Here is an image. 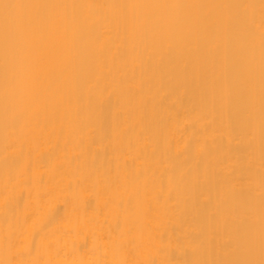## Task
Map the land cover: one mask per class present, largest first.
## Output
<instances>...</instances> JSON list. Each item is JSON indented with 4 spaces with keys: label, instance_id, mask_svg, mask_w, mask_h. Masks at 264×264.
Wrapping results in <instances>:
<instances>
[{
    "label": "bare ground",
    "instance_id": "bare-ground-1",
    "mask_svg": "<svg viewBox=\"0 0 264 264\" xmlns=\"http://www.w3.org/2000/svg\"><path fill=\"white\" fill-rule=\"evenodd\" d=\"M0 264H264V0H0Z\"/></svg>",
    "mask_w": 264,
    "mask_h": 264
}]
</instances>
